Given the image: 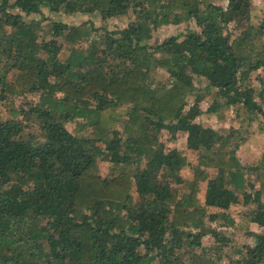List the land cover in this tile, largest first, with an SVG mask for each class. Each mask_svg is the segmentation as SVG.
Wrapping results in <instances>:
<instances>
[{"label":"trees","instance_id":"1","mask_svg":"<svg viewBox=\"0 0 264 264\" xmlns=\"http://www.w3.org/2000/svg\"><path fill=\"white\" fill-rule=\"evenodd\" d=\"M224 2L0 0V264H264V152L237 154L254 123L264 134V17ZM44 7L101 23L46 29ZM209 94L237 125L199 120ZM180 131L194 162L163 139Z\"/></svg>","mask_w":264,"mask_h":264},{"label":"rangeland","instance_id":"2","mask_svg":"<svg viewBox=\"0 0 264 264\" xmlns=\"http://www.w3.org/2000/svg\"><path fill=\"white\" fill-rule=\"evenodd\" d=\"M214 3L219 4V5H225L224 0H213ZM44 17H46L44 21V27L46 29L49 28L51 25V21L53 19L60 20L63 22H66L68 24H74V23H81L86 20H92L95 22L96 25H100L101 19L100 16L97 14H82V13H75V14H68L64 11H59L57 13L51 12L48 8L44 7L42 9ZM134 14H129L127 16H122L118 18H113L109 19L106 21L107 26L110 29H120L126 27L129 19L132 17L134 18ZM36 17H40L39 15H36ZM264 17V0H253V7H252V22L254 24L259 23L260 19ZM190 27H195L193 23L190 24ZM187 24L186 23H181L178 25L175 24H167V25H162L153 32V37L152 39L149 40L151 44H158L162 42L164 39H166L169 36L172 35H180L186 31ZM160 75L164 74V72L159 71ZM264 77V72L260 71L258 72ZM264 84V82H263ZM198 87H203L202 84L197 82ZM256 87H260L262 84L260 82L254 84ZM31 97V96H30ZM215 100L214 95H207L204 103L202 104L203 109L205 112L203 115L199 117V120L206 126H214V127H229L230 125H237V119L234 118L235 113L232 109V106L225 104L222 100L221 101V107L217 112H210L207 111V108L213 103ZM222 114V118L218 117L217 114ZM229 118H234L233 120H229ZM257 124L254 123L250 128H249V137L248 140L245 141L241 147L238 149L237 154L240 157V159L243 161V163H252L259 159L263 152H264V134L260 133L257 130ZM69 128H73V124L69 123L68 124ZM178 137L177 140L172 142L169 141V135L163 134V139L168 140L167 143L170 147H179L183 149L189 159L194 162L196 160L197 156V151L188 148L187 146V133L185 131H180L177 133ZM99 170L102 176L104 177H111L112 176V168L111 164L107 161H99ZM184 175L187 177L190 175L191 170L190 169H185L183 171ZM192 174V173H191ZM215 174V172H213ZM207 183H204V189L203 192L201 193V197H206V189ZM240 207L236 204H233L230 208L231 213L234 215H237L239 212ZM258 230V226L253 224L252 229L250 231H255ZM224 234H226L229 239H231V245L232 247L236 244H242L244 242H253L252 236L249 234L247 235H242L241 233L234 232L232 230H224ZM250 233V232H249ZM215 237H205L202 239V243L206 245L209 241L210 243L212 241H215ZM223 264H228V259L226 258Z\"/></svg>","mask_w":264,"mask_h":264}]
</instances>
